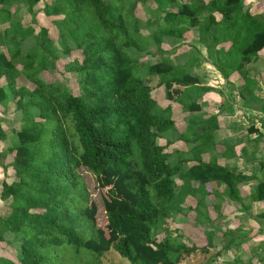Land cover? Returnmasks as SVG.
<instances>
[{"label": "trees", "instance_id": "obj_1", "mask_svg": "<svg viewBox=\"0 0 264 264\" xmlns=\"http://www.w3.org/2000/svg\"><path fill=\"white\" fill-rule=\"evenodd\" d=\"M41 2L0 0V27L6 25L0 29V114H8L9 102L14 104L11 114L19 112L16 127L0 124V142L15 138L0 152V202L8 210L6 217L0 216V242L18 246V264H55L50 252L62 245L76 254L80 249L90 253L85 264H115V254L130 264H209L221 256L211 255L209 236L204 235L206 245L197 247L172 226L176 216L199 212L205 203L195 194L206 185L222 184L231 203L241 202L238 187L248 177L214 160L197 161L184 170L188 160L179 157L173 166L166 150L174 144L167 132L175 130V122L170 107H159L151 83L157 79L168 100L184 112H200L196 101L209 88L192 75L197 61L191 58L184 69L169 58L179 46L161 49L162 37L180 44L194 30L206 61L223 78L235 73L248 87L247 65L264 50V15L243 12V0H48L34 11ZM138 3L147 10L145 22L132 13ZM21 7L33 17L42 13L51 19L56 41L45 28L36 32L24 27L17 17ZM214 13L220 14L218 21ZM155 25L157 34L152 35L161 60L138 62L148 40L140 30ZM226 42L230 46L223 56L217 47ZM73 52L82 58L65 64L64 71L76 81V95L65 83L40 76ZM215 121L192 117L186 122L185 135L197 124L192 142H200L202 152L210 150ZM185 135L178 140L185 143ZM9 156L11 162L5 163ZM81 172L100 181L116 180L115 191L103 199L106 230L95 225V203L83 209L95 231L90 238L78 233L81 218L63 195L78 193ZM260 174L251 194L254 202L264 201V162ZM233 242L228 237L225 250ZM0 264L17 263L0 257Z\"/></svg>", "mask_w": 264, "mask_h": 264}, {"label": "rangeland", "instance_id": "obj_2", "mask_svg": "<svg viewBox=\"0 0 264 264\" xmlns=\"http://www.w3.org/2000/svg\"><path fill=\"white\" fill-rule=\"evenodd\" d=\"M48 0H42V2L46 3ZM40 3L35 7L34 11H39L42 9L43 3ZM256 6H253L252 2L243 0L241 10L244 12L245 9H249V5L251 7L252 13H264V0H257ZM151 6H154L152 2H149ZM24 7H21V11L17 13V17L21 19V24L24 27H32L36 29L35 31L38 32L39 28H45L48 30V35L51 37L53 41H56L57 39V30L55 26L52 24L53 21L49 18H45V16L42 13H36V15L33 17L31 14L27 13V10L23 9ZM171 10H174L171 9ZM132 13L135 17L145 22L149 16L146 15L147 10L143 8L139 3L135 6L134 10H132ZM216 19H220V14L215 13ZM165 23L163 21H160V27L163 29L165 28ZM3 27H6L4 25ZM3 27H0L2 29ZM140 33L143 37H147L148 40L146 42L147 44V50L143 52L140 56L137 57L138 62L143 63H149V62H157L161 60V57L157 55V49L156 45L157 41L153 37L152 33L157 34V25L150 28V30L141 29ZM193 37V39H192ZM196 38V39H195ZM193 40V41H192ZM197 35L194 30L187 31L182 38V41L180 44H174L171 45L172 40L170 38H164L162 37V43H161V49H166L165 51H171L174 47L179 46L177 48V51H175L172 55H170V59L173 62L174 65H181L184 69H187L188 66H190L191 63H189L188 58V52L189 48L190 51H192L195 47V44H199L197 41ZM168 42V43H167ZM178 42V41H176ZM191 42V43H190ZM195 42V43H194ZM170 44V45H169ZM182 45V46H181ZM225 44H219L217 49H220L221 54L224 56V52L226 50ZM154 52L155 55L151 56L150 54H147L146 52ZM180 54L175 57V54ZM205 57V56H202ZM82 56L80 52H73L71 53V56L66 59L59 60L55 68L53 70L49 71H42L40 76L47 82H62L65 83V85L68 87V89L73 94H78V86L76 81L73 77L70 76V74L66 73L64 71V65L72 60H81ZM207 62V61H206ZM210 69L212 67L209 66ZM205 70V66H200L197 68L196 73H202V71ZM195 73V74H196ZM158 81L155 79L151 83V88L153 90L152 95L156 98L157 103L161 109H166L167 106H170L169 110L171 114V119L175 121V130L167 132V135L171 138V140L174 142V144L167 148L166 153L169 154L170 160L172 162V165H177L178 158L181 157L184 160H188L187 165L183 167V169H187L191 165V163H195L197 161H201L203 163H210L211 160H214L216 164L221 163V159L217 154V144L214 143L215 141V134L216 130H213L212 132V138H211V145L210 150L208 152H202L201 151V143H193V128L197 124H193L192 130L190 134L185 135L186 127H187V121L191 118V115L187 114L186 112H182L180 110L179 105L172 104L173 102L169 101L166 97V94L164 92V86H158ZM4 81L0 80V85H3ZM29 89L33 88V85L26 84ZM9 110L7 111V115H4V117L0 114V124L3 129L16 127L15 124L16 120L18 118L19 112L16 115H12L14 104L12 102H9ZM172 107V108H171ZM174 107V108H173ZM1 110V108H0ZM194 116V115H192ZM16 117V118H15ZM185 118V121H183ZM199 118V117H197ZM200 122V118H199ZM198 122V123H199ZM185 135L186 142L184 143L183 140H178L182 137V135ZM191 135V136H190ZM12 140L15 141V138L13 136V139H7L6 141L0 142V152L4 151L7 146L12 144ZM159 144H163L164 140H159ZM173 151L175 153L173 154ZM177 151H181L180 153H176ZM189 153L187 154L186 152ZM199 152V153H198ZM12 157L9 156L6 160V163L11 162ZM213 162V161H212ZM8 173H11V170H7ZM236 172V171H235ZM237 173V172H236ZM81 177L79 179V188L78 193L81 197L76 198L75 200L71 201L70 198L76 196L78 193L77 191L70 190L68 193H64L63 195L66 197V202L71 203V207L73 210V214L76 213L81 218L78 233L83 238H90L94 233V227L91 225L92 223L88 221L84 215H83V209L85 207H88L91 205V203H95L97 205V214L95 216V225L99 228L105 229L106 227V216L104 214V206H103V199H106L110 196L111 191H115V184L116 180L112 179L110 181H100L94 178L90 173L81 172ZM239 174V173H237ZM254 177V176H253ZM262 178L260 176L258 178V181ZM4 179V171L0 168V188H1V181ZM176 184L180 185L181 182L176 179ZM257 180H254L253 185L251 186V189L254 192L255 184L258 182ZM194 182V181H192ZM218 184V183H216ZM192 188H196L197 184L193 183ZM64 188V185L61 186V189ZM215 188V184H209L205 187H202L201 190H197L196 194L199 199H204V203L202 207L198 209V213H189L188 217L185 218L183 215H178L175 218L176 224L172 226L173 229H176L177 231H180V235L185 239L188 238L191 243H193L197 247H203L206 245V239L204 235L208 237L210 240V249H211V255L213 256L214 253L222 252L224 253L225 246L228 243V237H232L234 240V246H232L229 250L226 251L225 254H221V256H216L217 258H214L215 260L211 261L209 264H264V236L260 237V234L257 233L256 229L259 228V225L256 223H262L260 219H258L255 216L256 209H257V202L252 201V196L250 200L244 199L241 196V202H236L233 205H239V211L236 215V217H223L222 213H224V207L225 204L231 203L227 198L226 193V187L221 184L220 187H216V191H213L211 193V190ZM65 190V189H64ZM66 191V190H65ZM204 193L206 194V197L203 198ZM249 193L248 191L242 190V195H245ZM247 197V196H246ZM81 198L83 199L81 201ZM215 202V203H213ZM193 206V204L196 203L195 199L189 200V204ZM215 204V205H213ZM217 204H220L219 206ZM183 205V204H182ZM213 205V206H212ZM218 207H217V206ZM242 205H245L241 208ZM181 206V204H180ZM222 206V207H221ZM0 216L6 217V213L8 210L6 209V206L3 205L0 202ZM5 208V209H4ZM221 214V215H220ZM213 216H215L213 218ZM230 220H236L235 224L231 222ZM238 222V223H237ZM106 230V229H105ZM244 236V237H243ZM258 244V245H257ZM258 246V248L256 247ZM255 247V248H254ZM52 252H50L49 259H52V261L55 264H85V261L91 259V254L88 253L86 250L80 249V253L76 254L74 250L69 248L66 245H62L60 247L54 248ZM19 253V248L15 244L6 245L5 243L0 242V257L10 259L13 262H17L16 256ZM117 257L113 261L115 264H130V262L124 258H122L120 255L115 254ZM103 264H113L112 262L103 261Z\"/></svg>", "mask_w": 264, "mask_h": 264}, {"label": "crops", "instance_id": "obj_3", "mask_svg": "<svg viewBox=\"0 0 264 264\" xmlns=\"http://www.w3.org/2000/svg\"><path fill=\"white\" fill-rule=\"evenodd\" d=\"M202 1L208 3L210 0ZM246 1L252 2L253 6H256L255 2L257 0ZM249 10L251 12L250 5ZM252 14L257 16L264 15V13ZM213 15L215 17V13ZM218 20L216 19V21ZM225 46L227 47L226 50H228L230 43L226 42ZM194 47L192 51H190V48L187 51V59L193 58L197 61L192 69V75L198 78L201 86L209 89L196 101L200 107V112H186L185 117L190 114L191 118L199 117L208 121V118L213 117L216 120L214 124L218 129L215 131L216 138L214 143L218 147L217 154L221 159L220 165L248 177L238 188L241 196L250 200L253 192L251 186L254 180L258 181L261 176L260 164L264 162V50L260 51L256 57H253L247 65V79L250 83H248V87H245L246 83L239 75L234 73L230 74L228 78H223L212 67L210 62H206V49L203 45L195 44ZM178 55L180 54L176 53L175 57ZM200 66H205V70L202 73H196L197 68ZM172 104L179 105L180 110L184 112L179 103L173 102ZM170 111L172 112L171 109ZM183 121H185V118ZM220 186L215 184V188L211 192L216 191V187ZM242 190H249V193L246 194L247 197L242 195ZM257 204L255 216L262 223H256L259 225L256 231L260 234V237H263L264 201L257 202ZM224 207L226 208L224 213H222L224 214L222 215L223 217H236L235 214L240 210L239 205H233V203H227ZM230 221L235 224L236 220Z\"/></svg>", "mask_w": 264, "mask_h": 264}, {"label": "clouds", "instance_id": "obj_4", "mask_svg": "<svg viewBox=\"0 0 264 264\" xmlns=\"http://www.w3.org/2000/svg\"><path fill=\"white\" fill-rule=\"evenodd\" d=\"M6 150V149H5Z\"/></svg>", "mask_w": 264, "mask_h": 264}]
</instances>
